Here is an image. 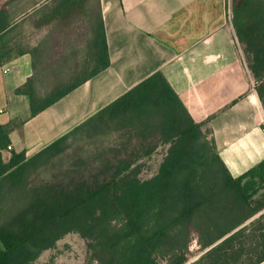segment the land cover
I'll return each instance as SVG.
<instances>
[{
  "label": "trees",
  "instance_id": "16d2710c",
  "mask_svg": "<svg viewBox=\"0 0 264 264\" xmlns=\"http://www.w3.org/2000/svg\"><path fill=\"white\" fill-rule=\"evenodd\" d=\"M230 5L264 108V0H230ZM93 49L94 68L67 85L64 72L35 65L17 89L29 97L32 116L109 67L102 23ZM114 132L157 141L165 150L152 177L142 178L138 164L121 160L71 187L31 186L39 170L69 149L72 137ZM9 135L0 125V264H35L70 233L87 241L99 264H186L191 247L206 251L194 264L264 262V163L233 177L160 71L33 156L9 149ZM153 149L145 155L151 157ZM4 151L11 153L8 161ZM103 173L109 178L100 180Z\"/></svg>",
  "mask_w": 264,
  "mask_h": 264
},
{
  "label": "crops",
  "instance_id": "0c3cea01",
  "mask_svg": "<svg viewBox=\"0 0 264 264\" xmlns=\"http://www.w3.org/2000/svg\"><path fill=\"white\" fill-rule=\"evenodd\" d=\"M230 7V0H0V125L12 149L37 154L160 71L231 175L255 169L264 163V108ZM101 23L109 67L32 116L17 89L35 65L67 73L87 48L91 56Z\"/></svg>",
  "mask_w": 264,
  "mask_h": 264
},
{
  "label": "rangeland",
  "instance_id": "374dc122",
  "mask_svg": "<svg viewBox=\"0 0 264 264\" xmlns=\"http://www.w3.org/2000/svg\"><path fill=\"white\" fill-rule=\"evenodd\" d=\"M89 52L90 49L87 48L84 57L71 60L68 65V72L61 74L63 84L73 83L82 78L84 73L94 68L95 65L90 62V56L85 57ZM40 70H44V68H40ZM151 148L154 149L151 157H148L145 153ZM164 152L165 150L160 148L157 141L142 142L138 138L132 136L129 138L120 132L94 139L85 138L83 134H78L71 139L69 149L48 166L39 170L32 177L30 183L32 187L44 184L71 187L76 182L91 181L92 176L101 173L104 167L115 165L121 160L138 164L142 168L141 177L148 179L158 171L164 159ZM3 157L5 161H8L11 153L4 151ZM109 176V173H103L99 179L103 180ZM190 252L192 256L186 264L197 263L206 251L191 247ZM248 263L249 259L246 258L240 264ZM35 264L99 263L93 259L87 241L78 234L70 233L63 236L53 249L45 251Z\"/></svg>",
  "mask_w": 264,
  "mask_h": 264
},
{
  "label": "built area",
  "instance_id": "2783aa9c",
  "mask_svg": "<svg viewBox=\"0 0 264 264\" xmlns=\"http://www.w3.org/2000/svg\"><path fill=\"white\" fill-rule=\"evenodd\" d=\"M9 71V69H5V73H7ZM261 127H262V131H263V134H264V119L262 120V123H261ZM9 149H12L11 146H9Z\"/></svg>",
  "mask_w": 264,
  "mask_h": 264
}]
</instances>
